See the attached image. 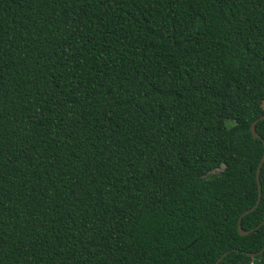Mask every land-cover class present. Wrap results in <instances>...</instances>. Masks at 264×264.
<instances>
[{
  "label": "trees",
  "instance_id": "16d2710c",
  "mask_svg": "<svg viewBox=\"0 0 264 264\" xmlns=\"http://www.w3.org/2000/svg\"><path fill=\"white\" fill-rule=\"evenodd\" d=\"M262 115L264 0H0V264H264Z\"/></svg>",
  "mask_w": 264,
  "mask_h": 264
},
{
  "label": "water",
  "instance_id": "95a60500",
  "mask_svg": "<svg viewBox=\"0 0 264 264\" xmlns=\"http://www.w3.org/2000/svg\"><path fill=\"white\" fill-rule=\"evenodd\" d=\"M263 118H264V115H262V116L260 117V119H263ZM256 122H257V120H255V121L252 123V125H251V132H252V135H253V138H254V139H258V138H260V135H259V133L257 132L256 127H255ZM263 144H264V140H263ZM263 162H264V153H263V156H262V158H261V160H260V162H259V164H258V166H257V169H256V180H257V187H258V197H257L256 203H255L252 207H250L249 209L245 210V211L239 216L238 221H237V229H238V232H239L240 235H246V234H249L250 232H252L254 229L258 228V227L262 224V223H261V224L257 225L256 227H253V228L248 229V230H244V229L242 228V226H241V219H242V217H243L245 214H248L249 212L255 210V208L259 205V202H260V199H261L260 169H261V166H262V163H263ZM263 250H264V246H263V248H262L260 251H258V252H254V253H248V255H249L250 257H253V256H256V255H258L259 253H261ZM226 254H227L226 252L223 253V254H222V255H221V256L215 261L214 264H218V263L221 261V259H222Z\"/></svg>",
  "mask_w": 264,
  "mask_h": 264
},
{
  "label": "rangeland",
  "instance_id": "374dc122",
  "mask_svg": "<svg viewBox=\"0 0 264 264\" xmlns=\"http://www.w3.org/2000/svg\"><path fill=\"white\" fill-rule=\"evenodd\" d=\"M229 122H231V121H229Z\"/></svg>",
  "mask_w": 264,
  "mask_h": 264
}]
</instances>
